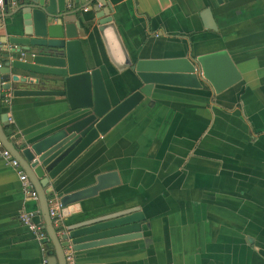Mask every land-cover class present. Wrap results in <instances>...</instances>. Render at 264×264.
Masks as SVG:
<instances>
[{
	"label": "crops",
	"instance_id": "1",
	"mask_svg": "<svg viewBox=\"0 0 264 264\" xmlns=\"http://www.w3.org/2000/svg\"><path fill=\"white\" fill-rule=\"evenodd\" d=\"M107 1L134 62L224 49L241 80L218 94L206 85L155 84L50 180L59 213L58 197L115 174L80 201V212L56 219L58 232L69 221L133 206L144 215L139 238L68 252L77 264H264V0ZM88 8L80 11L85 20ZM13 18L0 19L2 39ZM96 41L94 57L85 44L86 57L115 105L142 83L130 69L115 70ZM4 94L3 130L20 147L77 115L65 97ZM116 177L118 184L111 183ZM25 212L42 222L38 202L23 193L17 169L0 155V264H48L46 243L21 220Z\"/></svg>",
	"mask_w": 264,
	"mask_h": 264
},
{
	"label": "water",
	"instance_id": "2",
	"mask_svg": "<svg viewBox=\"0 0 264 264\" xmlns=\"http://www.w3.org/2000/svg\"><path fill=\"white\" fill-rule=\"evenodd\" d=\"M11 1L14 5L7 4L5 15L14 17L11 34L0 37V106L4 93L13 97L61 96L66 98L70 110L77 112L64 126L24 147L4 133L8 116L0 114L2 145L16 159L37 195L40 218L49 238L46 262L66 264L67 251L88 250L141 237L144 215L138 206L69 221L57 235L53 221L59 216L68 221L69 214L80 212V201L106 188V178L115 176L114 173L101 174L95 184L58 197L60 210L53 217L49 213L52 188H46L48 182L144 97H149L155 84L192 89L206 85L218 94L241 80L239 70L224 49L196 56L134 62L112 20V8L107 0ZM86 7L92 16L85 20L80 17V11ZM96 39L115 70L130 69L142 83L115 105L110 102L100 69L91 67L86 57L85 44L94 57ZM118 182L116 177L111 183Z\"/></svg>",
	"mask_w": 264,
	"mask_h": 264
},
{
	"label": "built area",
	"instance_id": "3",
	"mask_svg": "<svg viewBox=\"0 0 264 264\" xmlns=\"http://www.w3.org/2000/svg\"><path fill=\"white\" fill-rule=\"evenodd\" d=\"M7 4H9L10 6H13L14 3L11 0H0V19L4 18L6 15V6ZM0 58H1V52H0ZM1 65V63H0ZM9 99H8V95H4V97L2 98V103L3 104H8ZM0 155L6 159L15 169H17L18 171V177L19 180L21 181L22 184V190L23 193L29 197L30 199H34L37 201V195L35 193V191L33 190L32 184L29 181V179L27 178V176L22 172L21 168L19 167L18 162L16 161V159H14L10 152L5 149L2 145V142L0 140ZM49 213L50 216L53 217L54 215H56V207L50 206L49 209ZM36 213L34 212H25L21 215V220L22 222L28 227V229L32 232H34L37 236V238L41 239V242H48L49 238L46 234L45 228L43 226L42 222H38V221H33V218L36 217ZM54 226L57 225V220L55 219L53 221ZM61 232H57V235H60ZM42 250H45V247H42ZM46 258H43V263H47L46 262ZM66 264H77L75 262V259L73 257V255L67 251L66 253Z\"/></svg>",
	"mask_w": 264,
	"mask_h": 264
},
{
	"label": "trees",
	"instance_id": "4",
	"mask_svg": "<svg viewBox=\"0 0 264 264\" xmlns=\"http://www.w3.org/2000/svg\"><path fill=\"white\" fill-rule=\"evenodd\" d=\"M48 243H49V242H48ZM48 243H47V244H48ZM48 245H49V244H48Z\"/></svg>",
	"mask_w": 264,
	"mask_h": 264
}]
</instances>
